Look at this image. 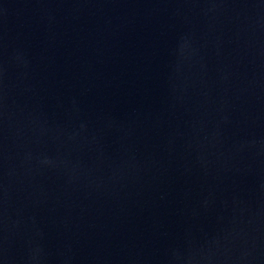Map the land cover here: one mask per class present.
Masks as SVG:
<instances>
[{
    "label": "water",
    "instance_id": "95a60500",
    "mask_svg": "<svg viewBox=\"0 0 264 264\" xmlns=\"http://www.w3.org/2000/svg\"><path fill=\"white\" fill-rule=\"evenodd\" d=\"M0 264H264V0H0Z\"/></svg>",
    "mask_w": 264,
    "mask_h": 264
}]
</instances>
